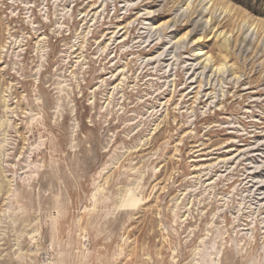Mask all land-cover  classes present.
I'll return each mask as SVG.
<instances>
[{
    "label": "rangeland",
    "instance_id": "1",
    "mask_svg": "<svg viewBox=\"0 0 264 264\" xmlns=\"http://www.w3.org/2000/svg\"><path fill=\"white\" fill-rule=\"evenodd\" d=\"M202 1L0 0V264H264V0Z\"/></svg>",
    "mask_w": 264,
    "mask_h": 264
},
{
    "label": "bare ground",
    "instance_id": "2",
    "mask_svg": "<svg viewBox=\"0 0 264 264\" xmlns=\"http://www.w3.org/2000/svg\"><path fill=\"white\" fill-rule=\"evenodd\" d=\"M201 1V0H200ZM214 1L215 0H204V1H202L201 2V4L203 5V9H201V15H205L206 13V16H209L206 20L207 21H205V23H212L213 22V17H215L214 16V14L217 12V9H215V10H213V8H214ZM193 3H194V1H191L190 3H189V7H187L188 9H186V12L187 11H189L190 10V8L192 7L191 5H193ZM200 4V5H201ZM222 10V12H224L225 14H229V15H231L232 13H233V8H231L230 6H227L226 8H224V9H221ZM153 13V12H152ZM151 12H148L147 14H149V15H151L152 14ZM196 24V23H195ZM246 26H248L247 27V30H251L252 29V31H256L257 30V33H258V31L260 30V27H261V25L259 24V22L258 23H256V20H254L253 22H252V24H251V26H249V24H248V21H245L244 22V25L243 26H241V28H242V30L246 27ZM199 27V26H198ZM174 28V27H173ZM195 28H197V24L195 25ZM193 32H191V34H192ZM191 34H190V36H191ZM222 35H224L223 36V38H225V40H224V43H223V45H224V48L225 49H228V46H229V44H231L230 43V37H228L226 34H223L222 32H221V34H220V36L219 37H221ZM249 37V36H248ZM201 40L202 39H200V40H198L199 42H201ZM206 57V58H205ZM201 58H204L205 60H204V62H202V64H201V66H203V72H204V74L207 72V70H208V68H209V63H211L212 61H210V59H211V56H206V54L205 53H203V52H200L199 53V59H201ZM201 63V62H200ZM212 64V63H211ZM217 70L214 72V74H215V76H217V74L218 75H222V74H224V72H225V70L226 69H228V65L227 64H222V66H219V67H217L216 68ZM212 78V77H211Z\"/></svg>",
    "mask_w": 264,
    "mask_h": 264
}]
</instances>
